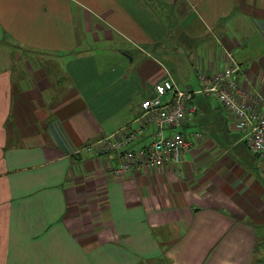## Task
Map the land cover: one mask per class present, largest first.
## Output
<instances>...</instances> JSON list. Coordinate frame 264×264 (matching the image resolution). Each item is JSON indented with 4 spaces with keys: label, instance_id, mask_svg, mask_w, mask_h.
Listing matches in <instances>:
<instances>
[{
    "label": "crops",
    "instance_id": "crops-1",
    "mask_svg": "<svg viewBox=\"0 0 264 264\" xmlns=\"http://www.w3.org/2000/svg\"><path fill=\"white\" fill-rule=\"evenodd\" d=\"M229 54L264 101V0H0V264H264V154L215 96L181 162L116 175L118 153H77Z\"/></svg>",
    "mask_w": 264,
    "mask_h": 264
},
{
    "label": "built area",
    "instance_id": "built-area-1",
    "mask_svg": "<svg viewBox=\"0 0 264 264\" xmlns=\"http://www.w3.org/2000/svg\"><path fill=\"white\" fill-rule=\"evenodd\" d=\"M241 65L229 54L228 65L207 75L199 72L200 86L196 90L180 88L169 75L157 82L153 91L143 100L141 111L129 125L82 146L77 153L86 156L116 152L120 164L114 167L116 175H122L141 167H162L171 162H181L182 155L200 138L199 131L191 134L183 127L196 111L197 96H215L234 115L235 129L246 139L256 154H264V101L249 97L240 88L237 75ZM154 125L152 140L133 148L144 130ZM168 130H172L167 134Z\"/></svg>",
    "mask_w": 264,
    "mask_h": 264
},
{
    "label": "rangeland",
    "instance_id": "rangeland-1",
    "mask_svg": "<svg viewBox=\"0 0 264 264\" xmlns=\"http://www.w3.org/2000/svg\"><path fill=\"white\" fill-rule=\"evenodd\" d=\"M200 86V85H199Z\"/></svg>",
    "mask_w": 264,
    "mask_h": 264
}]
</instances>
